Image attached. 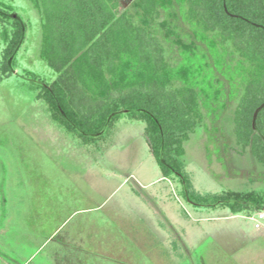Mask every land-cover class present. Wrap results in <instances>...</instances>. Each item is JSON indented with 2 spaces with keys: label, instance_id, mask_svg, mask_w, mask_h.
Masks as SVG:
<instances>
[{
  "label": "rangeland",
  "instance_id": "rangeland-1",
  "mask_svg": "<svg viewBox=\"0 0 264 264\" xmlns=\"http://www.w3.org/2000/svg\"><path fill=\"white\" fill-rule=\"evenodd\" d=\"M1 1L13 5L11 15L18 13L25 20L27 33L17 52L15 72L0 79V198L5 190L8 197L26 192L35 182H122L128 177L117 198L128 201L134 196L139 214L140 201L151 193L153 203L162 205L168 217L163 212L134 220L125 213L121 221H112L102 209L81 214L88 225L83 232L96 227L105 236L92 243L98 256L95 260L87 256L89 264H264V218L258 220L259 210L234 213L229 206L191 201L179 174L165 175L151 153L145 122L124 114L103 139L90 144L56 122L47 103L35 97L36 83L25 72L56 75L42 58L44 38L35 1ZM130 1L121 0L124 5ZM164 1L165 5L158 4L161 18L186 26H147L151 43L161 42L165 48L161 70L153 67L157 52L152 46L145 54L118 37L101 53L104 68L85 54L80 39L69 47L77 105L91 110L102 103L114 88L108 81L117 82L122 71L133 84L145 79L138 74L143 72L145 84L152 82L154 87H161L159 73L164 71L179 87L180 96L196 107L199 124L177 150L191 189L203 196L229 190H253L264 196V164L237 146L233 131V111L246 76L243 56L219 35L188 26L184 0ZM176 11L178 18H171L169 12ZM3 45L0 37V54ZM137 176L155 183L143 191L134 184ZM110 199L105 206L113 202ZM160 225L166 232L161 235L156 232ZM162 236H168L167 243Z\"/></svg>",
  "mask_w": 264,
  "mask_h": 264
},
{
  "label": "trees",
  "instance_id": "trees-1",
  "mask_svg": "<svg viewBox=\"0 0 264 264\" xmlns=\"http://www.w3.org/2000/svg\"><path fill=\"white\" fill-rule=\"evenodd\" d=\"M34 1L44 38L42 58L56 75L47 78L33 70L25 72L31 82L36 83L35 97L47 103L50 116L56 122L78 135L83 143L90 144L103 139L124 114L143 121L151 151L165 175L179 174L185 183L187 197L195 204L229 206L234 213L264 208V196L253 190H229L203 196L191 189L177 150L183 137L199 124L196 107L194 101L180 96L179 87L164 71L158 72L162 78L161 87L152 86V82L146 85L143 72L138 74L145 78L144 82L133 84L122 71L117 82L108 81V87L114 88L102 103L91 110L77 105L69 47L80 39L85 45V54L96 58V66L104 68L101 53L118 37L121 43L138 47L145 54L152 46L157 52L152 58L153 67L155 71L161 70L165 48L161 42L151 43L147 26H186V23L181 25L161 18L158 4L165 5L166 1L131 0L127 5L121 0ZM184 1L185 5L181 2L182 10L188 26H202L219 35L244 58L245 81L233 111L234 137L240 149L249 150L264 164V0ZM13 9L12 4L0 2V37L4 44L0 54L1 80L15 72L17 52L27 33L25 20L18 13L11 15ZM178 12L182 14L181 10ZM178 12L169 14L177 19ZM148 78L151 80V76Z\"/></svg>",
  "mask_w": 264,
  "mask_h": 264
},
{
  "label": "crops",
  "instance_id": "crops-1",
  "mask_svg": "<svg viewBox=\"0 0 264 264\" xmlns=\"http://www.w3.org/2000/svg\"><path fill=\"white\" fill-rule=\"evenodd\" d=\"M137 177L134 184L143 191L155 183ZM127 179L122 182H35L27 186L26 192L19 191L10 195L11 198L5 190L0 198V264H89L87 256H92L93 260L98 256V247L92 248V243L97 244L105 237L96 227L83 232L88 225L84 224L81 214L89 211L106 210L112 221H121L120 216L125 213H130L134 220L138 216L151 217L153 213L162 215L164 212L167 216L162 205L153 203L151 193L140 201L139 214L134 196L128 201L117 198L122 187L128 184ZM109 199L113 202L105 206ZM95 200L98 201L89 205ZM162 230L160 225L156 232L166 233ZM162 237L167 243L168 236Z\"/></svg>",
  "mask_w": 264,
  "mask_h": 264
},
{
  "label": "built area",
  "instance_id": "built-area-1",
  "mask_svg": "<svg viewBox=\"0 0 264 264\" xmlns=\"http://www.w3.org/2000/svg\"><path fill=\"white\" fill-rule=\"evenodd\" d=\"M264 218V212L263 211H259L258 213V220H261ZM260 226V223H257L256 224V227H259Z\"/></svg>",
  "mask_w": 264,
  "mask_h": 264
}]
</instances>
